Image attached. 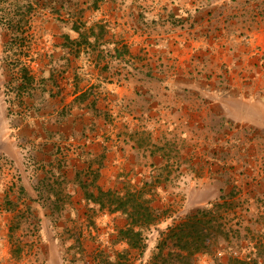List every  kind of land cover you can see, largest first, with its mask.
<instances>
[{"label": "crops", "instance_id": "obj_1", "mask_svg": "<svg viewBox=\"0 0 264 264\" xmlns=\"http://www.w3.org/2000/svg\"><path fill=\"white\" fill-rule=\"evenodd\" d=\"M164 5L156 39L141 41L146 49H136L130 61L115 54L105 72L93 73L83 49L77 52L73 105L60 121L66 130L48 131L58 118L57 100L33 93L21 104L0 94V175L16 172L24 189L42 182L47 168L72 186L86 171L105 179L122 170L147 180L177 129L191 165L201 157L223 165L228 147L238 167L264 161V0ZM116 30L120 35L122 24ZM60 137L73 145L58 157ZM3 184L0 176V193Z\"/></svg>", "mask_w": 264, "mask_h": 264}, {"label": "rangeland", "instance_id": "obj_2", "mask_svg": "<svg viewBox=\"0 0 264 264\" xmlns=\"http://www.w3.org/2000/svg\"><path fill=\"white\" fill-rule=\"evenodd\" d=\"M15 1L30 7L26 14L27 41L24 44L11 40L14 22L10 21L12 14L8 10L15 9ZM166 2L0 0V94L5 100L21 104L25 96L33 93L57 100L58 118L48 125V131L66 130L60 121L73 105L71 83L76 72L77 52L83 49L86 67H92L93 73L96 69L105 72L104 65L114 63L116 53L113 54V49H120L121 56L130 61L136 49H146L141 41L156 39L151 35L156 34L160 20L157 10H165ZM118 23L123 27L120 35L116 30ZM141 34L150 36L142 38ZM22 65L26 69L22 70ZM86 92L81 95L86 96ZM81 95L79 97L83 98ZM56 102L49 103V108ZM68 139L55 140V144H60L58 149L62 146L58 157L67 154L73 145V140ZM185 146L177 129L164 143L162 153L165 156L147 180L142 176L127 177L122 170L105 179L98 172L93 179L94 172L86 171L77 185L72 186L63 179L54 178L59 177L56 169L47 168L42 182H31L30 189H24L14 180L18 177L16 172L4 170L12 176L8 178L4 172L0 175L4 183L3 193H0V264H123L124 257L116 255L115 251L124 249H129L131 258L135 257L131 264H150L168 226L196 208H212L215 202L221 201L220 196L235 205L236 213L228 219L233 217L232 228L238 231L234 241L243 246L235 247L234 255L239 264H264L263 159L256 167L243 162L238 167L237 162H231L234 156H230L233 151L228 147L224 156L227 157L225 163L229 161L226 164H215L201 157L191 165L184 158ZM132 170L137 174V169ZM28 178L32 180V176ZM144 181L153 183L152 190L147 193L152 196L151 204L158 222L142 229L146 245L138 256L137 250L117 238V230L123 226L125 216L109 213L84 196L86 189L95 190L96 184L103 188L124 184L141 186ZM218 189L220 193L216 194ZM71 205L77 206L73 213L68 212ZM222 210L223 207L218 208ZM208 234V230H202L199 232L202 236L190 234L187 239L200 244L208 241ZM226 241L217 240V253L197 252L181 262L176 255L181 252L170 241L164 256L170 264H219V257L228 254L221 248Z\"/></svg>", "mask_w": 264, "mask_h": 264}, {"label": "trees", "instance_id": "obj_3", "mask_svg": "<svg viewBox=\"0 0 264 264\" xmlns=\"http://www.w3.org/2000/svg\"><path fill=\"white\" fill-rule=\"evenodd\" d=\"M15 9L13 11L8 10V13L12 14L10 19L13 20L14 26L12 39L14 42L17 40L24 44L27 40L25 35V23L27 21L26 14L29 13V6L15 1ZM1 24V17H0ZM121 55L120 50H116L113 54ZM22 70L26 69L25 65H22ZM31 77L28 75V81ZM82 97L84 95H81ZM5 98H9L5 96ZM7 100V99H6ZM93 179L98 175L97 171L93 173ZM125 183H128L125 182ZM153 187L152 181H144L141 186L135 184H124L123 186H114L103 188L96 184L95 190L86 189L85 199L90 200L92 203L97 204L99 208H105L109 213H120L125 216V222L123 226L117 230V238L124 240L128 247H132L133 250H137V255L140 256L145 247V236L143 234V228L153 223L158 222V215L154 212L151 201L152 196H148V191H151ZM221 201H217L213 204L212 208H196L190 213L180 218L179 221L173 223L167 227V231L164 237L157 245V252L153 254L150 264H170L166 261L164 249L167 244L172 241L174 246L179 249L181 253H176L181 260L196 254L197 252L217 253V240H227L226 244L221 245L222 250H227L228 254H223L219 257V264H239L238 258L234 255L236 252L235 247H243L240 243L234 240L238 236V231L232 228L233 217L228 216L235 214L234 204L228 199H223L220 196ZM223 207L222 211H218V208ZM165 209L162 210V213ZM207 218L205 219V217ZM221 218V219H219ZM238 222V220L236 221ZM231 223V225H230ZM202 230H208V241L200 242V244L192 243L187 237L191 235H197L200 237L199 232ZM194 232V233H192ZM202 241V240H201ZM105 250V249H104ZM126 251V252H124ZM129 249L116 250V255L124 257L123 264H131L135 257L131 258V253L128 254ZM219 252L221 250H218ZM219 260L218 258H216ZM176 264V263H173Z\"/></svg>", "mask_w": 264, "mask_h": 264}]
</instances>
